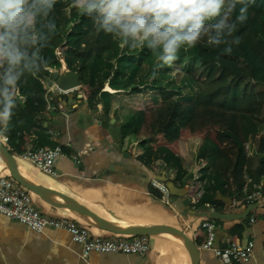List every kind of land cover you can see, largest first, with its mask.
<instances>
[{
    "label": "crops",
    "instance_id": "obj_1",
    "mask_svg": "<svg viewBox=\"0 0 264 264\" xmlns=\"http://www.w3.org/2000/svg\"><path fill=\"white\" fill-rule=\"evenodd\" d=\"M103 60L108 62L106 55ZM111 80L109 78L105 83L99 108L90 110L83 96L79 97L83 95L81 87L73 92L72 102H64L65 95L58 92L56 81L52 79L51 86H45L47 106L43 123L34 126L16 118L10 122L4 138L0 139L11 155L9 163L0 152V177L13 180V173L36 187L39 195L25 189L38 212L50 219L73 221L87 228L94 237L130 241L140 236L116 235L100 229L92 224L86 212L111 228L173 227L182 231L195 246L196 232L204 220H209L217 228L216 247L225 249L235 242L244 247L248 243L253 244L251 259L234 264H264V193L255 202L247 203L245 200L243 207L228 213L242 214L248 206L256 205L245 220L222 221L212 217L218 212L211 204L197 207L198 203L193 201L192 183L200 177L203 194L218 190L214 179L221 176V163L200 156L205 147L200 138L180 143L185 176L175 185L169 182L170 177L163 165H157L154 170L153 165L146 166L138 161L132 150L124 147L120 128L126 120L114 118L117 106L113 100L104 99ZM42 82L43 85L46 83L43 79ZM26 86L29 94L37 92L30 77ZM257 128L264 134V124H257ZM10 134H16L14 146L8 145ZM22 136L29 139L25 150L65 148L66 157L54 160V174L43 173L23 159L22 153L14 150ZM246 149L249 156L264 157V154L256 153L251 141ZM201 165L205 168L199 170ZM153 179L166 184L168 196L152 187ZM250 183L248 178L244 197L264 183V176L258 183ZM16 186L22 187L18 183ZM238 225L245 226V231L242 237L232 240L231 231ZM147 237L150 249L143 257L92 252L84 259L81 247L72 241L69 233L61 230L37 233L20 222L0 216V264H195L194 256L176 235ZM202 246H196L197 264H223L212 251L204 250Z\"/></svg>",
    "mask_w": 264,
    "mask_h": 264
},
{
    "label": "trees",
    "instance_id": "obj_2",
    "mask_svg": "<svg viewBox=\"0 0 264 264\" xmlns=\"http://www.w3.org/2000/svg\"><path fill=\"white\" fill-rule=\"evenodd\" d=\"M50 15L56 29L41 52L46 64L35 77H22L12 118L34 126L43 123L47 88L41 80L50 72L56 73L62 65L76 72L90 110L101 105L106 81L118 76L113 65L103 60L118 40L97 33L90 17L76 6V0H56ZM236 34L240 43L229 54L203 42L196 46L199 65L189 74L202 88L195 101L165 99L152 109L140 107L120 128L125 149L130 148L138 161L153 165L154 170L163 165L174 185L185 176L180 143L200 138L205 145L200 156L219 161L221 176L214 179L218 190L203 194L196 206L211 204L221 214L243 207L247 179L253 185L264 176V157L249 156L246 149L251 141L256 153L264 154V134L257 128V124H264V0H250L247 19L238 25ZM29 77L37 87L33 95L27 92ZM16 138V134H10L8 145L14 146ZM28 144L29 139L22 136L14 150L22 153ZM62 150L65 152V148ZM217 191L235 204L219 200ZM244 231L245 226H235L231 239L242 237ZM206 240L200 228L194 243L201 247Z\"/></svg>",
    "mask_w": 264,
    "mask_h": 264
},
{
    "label": "clouds",
    "instance_id": "obj_3",
    "mask_svg": "<svg viewBox=\"0 0 264 264\" xmlns=\"http://www.w3.org/2000/svg\"><path fill=\"white\" fill-rule=\"evenodd\" d=\"M250 0H76L94 30L121 47L155 53V68L171 67L181 51L201 42L223 54L240 43L238 25ZM56 0H0V139L17 108L22 77H35L46 64L41 55L55 33ZM152 77L157 75L155 70Z\"/></svg>",
    "mask_w": 264,
    "mask_h": 264
},
{
    "label": "built area",
    "instance_id": "obj_4",
    "mask_svg": "<svg viewBox=\"0 0 264 264\" xmlns=\"http://www.w3.org/2000/svg\"><path fill=\"white\" fill-rule=\"evenodd\" d=\"M58 92H60L58 90ZM61 93V92H60ZM6 141V139H5ZM21 157L31 162L36 168L46 174L53 173L54 160L57 157H66L62 148L38 149L32 151L27 149L22 152ZM202 163L203 161L200 160ZM201 165L200 169H204ZM152 187L163 196H168L166 184L153 179ZM193 201L198 203L204 193L201 186V178L196 177L192 183ZM264 193V183L255 187V192L245 196L247 203H252ZM235 204V201L232 202ZM0 216L7 217L23 224L27 229L42 233L46 230H61L69 233L74 243L82 250V258L86 259L90 253H122L143 257L149 252V241L147 236L134 237L132 240L102 239L94 237L87 228L67 219H50L38 212L32 205L28 191L23 187L16 186L14 180L0 177ZM201 228L205 231L207 240L202 249L212 251L223 264H234L248 262L252 257L253 244L248 243L245 247L235 242L228 248L220 249L215 246L216 225L214 222L204 220Z\"/></svg>",
    "mask_w": 264,
    "mask_h": 264
},
{
    "label": "rangeland",
    "instance_id": "obj_5",
    "mask_svg": "<svg viewBox=\"0 0 264 264\" xmlns=\"http://www.w3.org/2000/svg\"><path fill=\"white\" fill-rule=\"evenodd\" d=\"M107 63L113 65L117 77H111L105 100H113L117 106L113 117L128 120L135 115L138 108L152 109L162 104L165 99L195 101L201 91V85L190 77V71L197 68L196 47L187 52L181 51L171 67L155 68V53L146 48L130 49L121 47L116 41L115 48L106 53ZM102 65L99 64V68ZM64 65L57 71L62 74ZM155 70L157 75L152 77ZM54 73L43 77L44 86H51ZM43 84V82H42Z\"/></svg>",
    "mask_w": 264,
    "mask_h": 264
},
{
    "label": "water",
    "instance_id": "obj_6",
    "mask_svg": "<svg viewBox=\"0 0 264 264\" xmlns=\"http://www.w3.org/2000/svg\"><path fill=\"white\" fill-rule=\"evenodd\" d=\"M54 78L56 79V88L61 93L65 95V98L63 99L64 102H72L73 99V92L76 91L81 87L80 83V77L76 72H73L69 69L62 70V74L56 73L54 75ZM83 95H79V97H82ZM0 152L5 157V159L10 163L11 161V155L7 151V149L4 147L2 142L0 141ZM12 172V171H11ZM13 180L18 183L20 186L26 188L27 190L38 194V189L31 184L25 182L17 175H14L12 173ZM162 180H165L161 178ZM218 199L224 202H227L231 204V200L225 197H222L220 194L217 195ZM256 207V205H250L247 207V209L242 214H219V213H213L212 217L222 220V221H235V220H245L250 212ZM86 215L92 220V224L100 229L106 230L112 234L116 235H125V236H154L158 234H173L179 237L182 242L185 244L187 249L192 253V256H194L195 264L198 263V250L196 246L192 243V241L180 230L173 228V227H152V228H144V229H133V228H111L108 226H104L96 217L92 216L88 212H86ZM193 252H196L193 253Z\"/></svg>",
    "mask_w": 264,
    "mask_h": 264
}]
</instances>
